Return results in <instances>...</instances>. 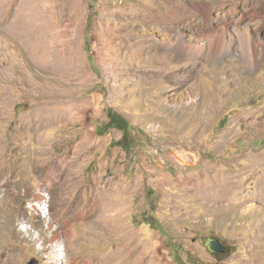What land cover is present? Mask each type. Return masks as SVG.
<instances>
[{"label":"rangeland","instance_id":"374dc122","mask_svg":"<svg viewBox=\"0 0 264 264\" xmlns=\"http://www.w3.org/2000/svg\"><path fill=\"white\" fill-rule=\"evenodd\" d=\"M8 2L0 264H264V0Z\"/></svg>","mask_w":264,"mask_h":264},{"label":"bare ground","instance_id":"6f19581e","mask_svg":"<svg viewBox=\"0 0 264 264\" xmlns=\"http://www.w3.org/2000/svg\"><path fill=\"white\" fill-rule=\"evenodd\" d=\"M197 3V2H196ZM7 5L8 4H10V6H12V4H14V5H16L17 3H12V0H11V2H8V3H6ZM19 4V3H18ZM6 6V5H5ZM195 6V5H194ZM23 5L22 4H19V7H17V8H15V10H13L14 11V16H13V20H11L12 21V23H13V28H12V34H15V36L17 37V39H20V41H22L23 42V39H24V34H23V23H24V20L22 19V18H19L18 17V15H19V13L20 12H22L23 11ZM196 7V6H195ZM201 10V9H200ZM10 11V10H9ZM12 11V10H11ZM178 11L179 12H181L182 10L180 9H178ZM34 12V11H33ZM37 12H38V10H37ZM35 15V14H34ZM178 15V14H177ZM8 17V16H7ZM4 18V17H3ZM11 21H9L10 22V24H11ZM3 22V21H2ZM1 23V22H0ZM10 24H8V25H10ZM28 25V24H27ZM25 26V25H24ZM30 29V28H29ZM11 32V31H10ZM34 35V34H33ZM2 105V104H1ZM222 133V132H221ZM234 182V181H233ZM2 183V182H1ZM0 183V184H1ZM10 183V182H9ZM228 185V184H227ZM260 186V185H259ZM226 188V187H225ZM231 188V187H230ZM2 189H3V187H2ZM6 190H7V188H6ZM228 191V190H227ZM225 193V192H224ZM41 194V193H40ZM227 195V194H226ZM237 196V195H236ZM37 197H39V196H37ZM36 197V198H37ZM40 199V198H39ZM3 200V199H2ZM3 202V201H2ZM1 203V202H0ZM36 206V205H35ZM39 206V205H38ZM36 208V207H35ZM37 211H38V215L40 214L41 215V207L39 206L38 208H37ZM22 214V213H21ZM37 215V214H36Z\"/></svg>","mask_w":264,"mask_h":264},{"label":"water","instance_id":"95a60500","mask_svg":"<svg viewBox=\"0 0 264 264\" xmlns=\"http://www.w3.org/2000/svg\"><path fill=\"white\" fill-rule=\"evenodd\" d=\"M205 245L207 246L208 250L213 252L222 253L225 251V245L221 240L217 238H207L205 241Z\"/></svg>","mask_w":264,"mask_h":264},{"label":"trees","instance_id":"16d2710c","mask_svg":"<svg viewBox=\"0 0 264 264\" xmlns=\"http://www.w3.org/2000/svg\"><path fill=\"white\" fill-rule=\"evenodd\" d=\"M111 123L114 124L117 128L121 129L122 131H125L127 128L125 122H120V123L111 122Z\"/></svg>","mask_w":264,"mask_h":264}]
</instances>
